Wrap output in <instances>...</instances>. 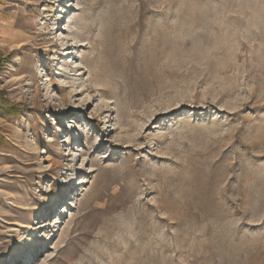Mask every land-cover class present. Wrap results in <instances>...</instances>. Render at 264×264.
Masks as SVG:
<instances>
[{
    "label": "rangeland",
    "instance_id": "374dc122",
    "mask_svg": "<svg viewBox=\"0 0 264 264\" xmlns=\"http://www.w3.org/2000/svg\"><path fill=\"white\" fill-rule=\"evenodd\" d=\"M0 264H264V0H0Z\"/></svg>",
    "mask_w": 264,
    "mask_h": 264
},
{
    "label": "bare ground",
    "instance_id": "6f19581e",
    "mask_svg": "<svg viewBox=\"0 0 264 264\" xmlns=\"http://www.w3.org/2000/svg\"><path fill=\"white\" fill-rule=\"evenodd\" d=\"M54 2H60V0H51V3H54ZM119 9H120V8H119ZM121 18H122V17H121ZM121 18H120L119 20H122ZM123 19L125 20V17H124ZM121 22H122V21H121ZM101 23H102V22H101ZM122 23H124V22H122ZM104 24H107V23H104ZM109 25H110V24H109ZM109 25H107V26L105 25V27H108V28H109ZM111 25H113V24H111ZM111 25H110V26H111ZM120 25H121V24H119V26H120ZM123 25H124V24H123ZM105 27H104V28H105ZM112 27H113V26H112ZM110 28H111V27H110ZM90 29H91V28H90ZM115 29H116V28H115ZM120 29H121V28H120ZM121 30H122V29H121ZM123 30H124V29H123ZM106 31H107V29L105 28V32H106ZM112 31H113V30H111V32H112ZM116 31H118V30H116ZM124 31H125V30H124ZM105 32H104V33H105ZM107 32H108V31H107ZM109 32H110V31H109ZM122 32H123V31H122ZM122 32H120V33H122ZM117 34H118V32H117ZM124 34H126V33H124ZM105 35H106V33H105ZM113 35H114V34H113ZM113 35H112V36H113ZM115 35H116V33H115ZM119 36H120V35H119ZM110 37H111V36H110ZM101 38H102V37H101ZM105 38L107 39V37H105ZM117 38H118V37H117ZM113 39H114V38H113ZM123 39H124V38H123ZM115 40H116V39H115ZM118 40H119V38L117 39V41H118ZM101 41H102V39H101ZM122 41H123V40H122ZM122 41H120V42H122ZM126 43H127V42H126ZM64 44H65V43H64ZM64 44H62V45H64ZM106 44H109V43L106 42ZM116 44H117V42H116ZM136 44H137V43H136ZM66 45H67V43H66ZM110 45H111V44H110ZM117 45H118V44H117ZM124 45H125V42H124ZM83 46H84V45H83ZM98 46H99V45H98ZM103 46H106V45H103ZM131 46H132V45H131ZM100 47H101V46H100ZM106 47H107V46H106ZM106 47H105V48H106ZM113 47H114V46H113ZM116 47H117V46H116ZM101 48H102V47H101ZM122 48H123V47H122ZM131 48H132V47H131ZM106 49H107V48H106ZM106 49H104V50L100 49V51L102 50L103 52H105ZM110 49H111V48H110ZM112 49H113V48H112ZM117 49H118V47H117ZM117 49H116V50H117ZM119 49H120V48H119ZM107 50H108V49H107ZM102 51H101V53H102ZM118 51H119V50H118ZM110 52L113 53V51H110ZM99 54H100V53H99ZM103 54H104V53H103ZM118 54H119V53H118ZM122 54H123V53H122ZM101 55H102V54H101ZM101 55H100V57H101ZM116 55H117V54H114V56H116ZM120 55H121V54H120ZM105 56H106V55H105ZM111 56H112V55H111ZM117 56H118V55H117ZM117 56H116V57H117ZM121 56H122V55H121ZM121 56H119V57H121ZM108 57H109V56L107 55V59H108ZM18 58H19V57H18ZM104 58H106V57H103L102 59L105 60ZM110 58H111V57H110ZM110 58H109V59H110ZM122 58H123V57H122ZM112 59H113V58H112ZM117 59H118V57H117ZM117 59H116V60H117ZM125 59H126V58H125ZM128 59H129V56H128ZM128 59H127V63H126V64L128 65V66L126 65V66H127V70H125V69H124V70L127 71V73H126L127 75H126V76H127V79L129 80V82H130V81H133V82L136 83L137 80H138L137 77L134 76V73H133L132 70H129V68L132 69V61H133V60H132L131 56H130L129 61H128ZM105 61H107V60H105ZM120 61H121V58H120ZM125 61H126V60H125ZM14 62H15V61H14ZM19 62H20V59H17L16 62L14 63V65L19 64ZM100 62H102V60H100ZM109 62H110V61H109ZM113 62H114V60H113ZM113 62H111V64H112ZM107 63H108V62H107ZM114 63H115V62H114ZM116 63H117V65H118L120 62H119V63L116 62ZM100 64H101V63H100ZM103 64H104V63H102L101 65L103 66ZM122 64H123V63H122ZM113 65H114V67L116 66V64H113ZM113 65H112V66H113ZM120 65H121V64H120ZM120 65H119V66H120ZM11 66H12V65H11ZM102 66H101V68H102ZM109 66H111V65L109 64ZM124 66H125V65H124ZM99 67H100V66H99ZM114 67H113V70H111V71H114V70H115ZM116 67H117V66H116ZM104 68H105V66L103 67V69H104ZM109 68H110V67H109ZM123 68H125V67H123ZM14 69H15V68H14ZM118 69H119V68H118ZM118 69H117V70H118ZM101 70H102V69H101ZM104 70H106V68H105ZM108 70H109V69H108ZM119 70L121 71V69H119ZM124 70H122V71H124ZM73 71L75 72L76 70H72V72H73ZM111 71H110V72H111ZM120 71H118L119 73L117 72V73H118L117 75H119V74L121 75ZM131 71H132V72H131ZM105 72H106V71H105ZM129 72H131V74H129ZM101 73H103V72H101ZM108 73H109V71H108ZM104 74H105V73H104ZM110 74H111V73H110ZM120 75H119V76H120ZM122 75H123V74H122ZM114 76H115V74H114ZM119 76H117V78H118ZM123 76H124V75H123ZM120 77H122V76H120ZM122 78H123V77H122ZM109 80H110V79H109ZM121 80H122V79H121ZM109 83H110V81H109ZM110 84H112V83H110ZM83 85H84V84H83ZM95 85H96V84H95ZM95 85H94V86H95ZM113 85H115V84H113ZM85 86H86V85H85ZM128 86H129V85H128ZM133 86H134V85H133ZM98 88H99V86H98V87H93V84H92V83H91L90 85H87V87H86V89L89 90V92H93L94 90H96V91H100V90H102V92L104 93V91H105L104 89H101V88H100V89L98 90ZM90 90H91V91H90ZM132 90H133V89H132ZM135 90H136V89H135ZM129 91H130V90H129ZM138 91H139V93H140V95H141V100H136V101H139V102H140V101H141V102L145 101V100L148 98V96H149L148 94H149V93H148L147 91H140V90H138ZM77 92H78V89L69 92V94H68V95H69V98H70V99H73V98L75 97V93H77ZM136 92H137V91H136ZM139 93H138V94H139ZM104 94H105V93H104ZM109 94H110V93H109ZM129 95H130V93H129ZM134 95H135V94H134ZM131 97H133V96L131 95ZM129 98H130V96H129ZM130 99H131V98H130ZM130 99H129V100H130ZM133 99H134V97L132 98L131 101H133ZM134 102H135V101H134ZM134 102H133V104H134ZM127 103H128V101H127ZM129 103H130V102H129ZM131 103H132V102H131ZM130 106H131V105H130ZM130 106H129V107H130Z\"/></svg>",
    "mask_w": 264,
    "mask_h": 264
}]
</instances>
